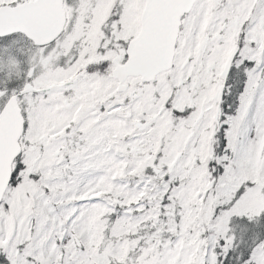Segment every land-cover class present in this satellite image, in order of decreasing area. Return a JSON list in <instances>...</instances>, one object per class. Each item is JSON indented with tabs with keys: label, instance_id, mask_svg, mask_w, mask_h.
<instances>
[{
	"label": "snow or ice",
	"instance_id": "snow-or-ice-1",
	"mask_svg": "<svg viewBox=\"0 0 264 264\" xmlns=\"http://www.w3.org/2000/svg\"><path fill=\"white\" fill-rule=\"evenodd\" d=\"M0 264H264V0H0Z\"/></svg>",
	"mask_w": 264,
	"mask_h": 264
}]
</instances>
